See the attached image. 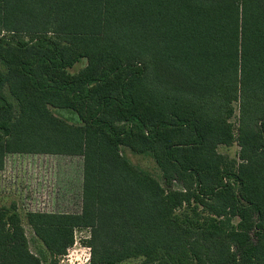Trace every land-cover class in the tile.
Wrapping results in <instances>:
<instances>
[{
	"label": "trees",
	"instance_id": "trees-1",
	"mask_svg": "<svg viewBox=\"0 0 264 264\" xmlns=\"http://www.w3.org/2000/svg\"><path fill=\"white\" fill-rule=\"evenodd\" d=\"M9 154L82 157V209L26 214L41 256L0 207V264H60L78 229L89 264H264V0H0Z\"/></svg>",
	"mask_w": 264,
	"mask_h": 264
},
{
	"label": "rangeland",
	"instance_id": "rangeland-1",
	"mask_svg": "<svg viewBox=\"0 0 264 264\" xmlns=\"http://www.w3.org/2000/svg\"><path fill=\"white\" fill-rule=\"evenodd\" d=\"M86 61L76 65L71 70L77 73L85 67ZM61 116V114L56 113ZM239 107L232 122L238 124ZM69 117V114L63 115ZM237 144L231 147H221L219 152L229 160H238ZM135 165L151 172L159 180L161 172L151 156L136 155L129 149H123ZM84 181V159L43 154H9L5 158V168L0 170V207L15 205L22 217L23 226L29 240L30 249L34 254L44 252L42 242L27 223L29 212L47 213H79L82 209V194ZM90 231L78 229L75 232V244L68 254L61 259L60 264H89L91 249L87 245ZM64 261V262H63Z\"/></svg>",
	"mask_w": 264,
	"mask_h": 264
},
{
	"label": "built area",
	"instance_id": "built-area-1",
	"mask_svg": "<svg viewBox=\"0 0 264 264\" xmlns=\"http://www.w3.org/2000/svg\"><path fill=\"white\" fill-rule=\"evenodd\" d=\"M90 261V257L87 259V262ZM64 262V261H63Z\"/></svg>",
	"mask_w": 264,
	"mask_h": 264
}]
</instances>
